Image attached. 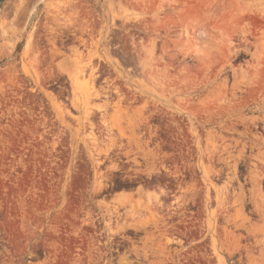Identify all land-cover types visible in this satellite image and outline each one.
<instances>
[{
	"label": "rangeland",
	"instance_id": "374dc122",
	"mask_svg": "<svg viewBox=\"0 0 264 264\" xmlns=\"http://www.w3.org/2000/svg\"><path fill=\"white\" fill-rule=\"evenodd\" d=\"M0 264H264V0H0Z\"/></svg>",
	"mask_w": 264,
	"mask_h": 264
}]
</instances>
